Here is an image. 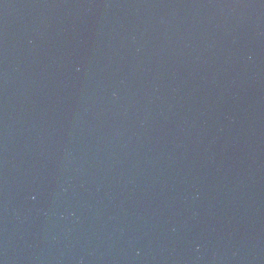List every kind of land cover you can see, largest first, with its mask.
Listing matches in <instances>:
<instances>
[{"label":"water","instance_id":"obj_1","mask_svg":"<svg viewBox=\"0 0 264 264\" xmlns=\"http://www.w3.org/2000/svg\"><path fill=\"white\" fill-rule=\"evenodd\" d=\"M0 264H264V0H0Z\"/></svg>","mask_w":264,"mask_h":264}]
</instances>
